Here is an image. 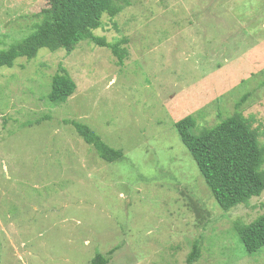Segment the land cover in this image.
<instances>
[{
	"label": "rangeland",
	"instance_id": "rangeland-1",
	"mask_svg": "<svg viewBox=\"0 0 264 264\" xmlns=\"http://www.w3.org/2000/svg\"><path fill=\"white\" fill-rule=\"evenodd\" d=\"M92 34L126 57L80 42L0 68V264H264L238 236L264 213V191L222 211L174 123L196 131L239 111L264 145V0H115ZM47 0H0V50L22 41ZM63 68L76 84L47 100ZM40 123H39V122ZM123 158L106 163L71 124Z\"/></svg>",
	"mask_w": 264,
	"mask_h": 264
},
{
	"label": "trees",
	"instance_id": "trees-1",
	"mask_svg": "<svg viewBox=\"0 0 264 264\" xmlns=\"http://www.w3.org/2000/svg\"><path fill=\"white\" fill-rule=\"evenodd\" d=\"M48 7L35 14L38 22L20 42L6 50H0V68H11L18 58L32 60L40 49L50 52L63 50L71 53L82 41H90L99 47H108L118 58L119 65L126 57L123 42L106 44L92 32L101 26L103 14L116 16L121 7L115 0H47ZM76 84L59 68L51 80L47 100L52 104L64 103L75 91ZM244 96L236 103L232 115L221 119L212 127L196 131L195 117L188 115L174 123V129L191 155L211 196L222 211H230L246 205L264 191V145L253 120L245 117L239 108ZM39 122V121H38ZM40 123V122H39ZM76 133L91 145L100 159L106 163L123 158L121 150L107 146L101 137L88 126L74 121ZM238 236L246 253L253 254L264 247V213L247 225H239ZM199 241H194L186 257V264H194L201 255ZM113 250L106 255L97 253L90 264H108Z\"/></svg>",
	"mask_w": 264,
	"mask_h": 264
}]
</instances>
